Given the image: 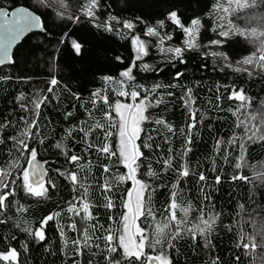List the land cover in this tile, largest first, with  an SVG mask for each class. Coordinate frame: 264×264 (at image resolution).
<instances>
[{"label":"trees","instance_id":"16d2710c","mask_svg":"<svg viewBox=\"0 0 264 264\" xmlns=\"http://www.w3.org/2000/svg\"><path fill=\"white\" fill-rule=\"evenodd\" d=\"M86 1L0 0L44 22L0 68V264H148L152 255L168 264H264V137L246 136L264 110V53L257 66L247 63L253 43L221 22L228 0H91L90 10ZM194 21L198 35L186 47L184 28ZM150 29L180 52L153 38L140 57L134 40ZM120 80L126 100L136 94L145 105L134 162L147 189L137 221L153 242L140 259L108 239L136 182L126 178L115 136L106 149L87 116L98 102L104 120L105 104L122 98ZM83 123L93 128L88 136ZM32 152L48 162L41 194L27 183ZM82 179L89 216L70 209L86 195ZM12 251L15 259L2 258Z\"/></svg>","mask_w":264,"mask_h":264},{"label":"rangeland","instance_id":"374dc122","mask_svg":"<svg viewBox=\"0 0 264 264\" xmlns=\"http://www.w3.org/2000/svg\"><path fill=\"white\" fill-rule=\"evenodd\" d=\"M91 0L86 1L85 7L86 10H90V6H92ZM264 2L261 1H246V0H228L224 1L219 6V14L222 17L221 22L224 24L226 30L230 29L233 32L240 31V33L250 39L253 43L255 52L250 56L247 63H250L254 66H257L255 63H258L260 58L264 53V13L261 12L260 7L263 6ZM172 20L180 25L179 20L177 19L175 14H172ZM186 32V47H190L194 45L196 37L198 35L199 30V22L194 21L190 26L184 28ZM139 36V35H138ZM153 38L158 39V42L161 44L160 49L165 51L166 53H179L181 47H172L168 45L167 37H164L160 32H156L155 29H150L146 32L144 37H136L134 40V45L138 47L140 57H143L147 54L148 47L150 45V40ZM249 67V66H248ZM115 92L120 95L122 98L119 99L112 107H109L105 104L107 111L103 113L101 120V114H98L97 108H94L98 105V102L95 104L93 109L88 110L87 116L91 120L92 127H101V132L96 131L97 136L101 140L102 146H105L106 149L109 148V139L112 136H115V141L117 143V150L119 152L121 162L127 169V179H131L132 182H136V190L135 193L132 194V198L129 194V197L125 204V214L122 220V224L117 227V229L111 232V236H108V239L117 243V245L122 249L123 253L126 256H133L137 259H140L143 254L142 250H145L147 245H150L153 242V237L151 236L148 230H144L141 226H139L136 216V221L134 222V209L136 214L139 215L141 211H143L144 206V196L147 189V185L142 181L137 179V166L134 162V159L138 158V146L136 144V150H134V145L132 138L137 143L140 131L141 124L144 120V112L145 105L142 102L135 101L136 94H131L130 99L127 101L128 92L126 90V86L123 80L116 82ZM234 97L242 102H247L244 94L241 91H237L234 93ZM264 107V105H263ZM262 107V109H264ZM99 115V116H98ZM105 121V122H104ZM248 123V122H247ZM92 127H89L87 124L83 123L81 128L85 131L88 136L93 130ZM247 137L249 139L252 138H263L264 137V110L262 114L259 116H254L250 118V125L246 130ZM33 155V156H32ZM35 157L34 153H31V158ZM30 158V159H31ZM29 159V160H30ZM27 171V169H26ZM131 172L133 174H131ZM135 175V177H134ZM3 178L7 181L5 177V172L0 170V200L1 202L4 200L6 190L5 183ZM26 178L28 181V177L26 174ZM77 179L76 176L73 177ZM82 181V182H81ZM80 182L82 186L85 184L87 190L86 195L77 202L79 204H73L70 209L77 208L78 211H82L86 216H89L90 209V194L91 189L87 184L85 179H82ZM2 182V183H1ZM133 182V183H134ZM31 187V191L36 194H41L45 192L44 187L31 186L29 181L27 182ZM178 207L172 203L171 213L172 220L176 218V211ZM184 215H186V211H183ZM134 222V224H133ZM45 223V222H44ZM165 226H161L159 224L155 225V230L161 232ZM38 235L43 237V231L39 230ZM136 235L139 238V241L136 238ZM261 236V234H260ZM249 247L252 246V250L255 251L254 247H256V239L251 238ZM264 245V237L261 236V241ZM164 263L169 262L168 259L159 255ZM2 258L5 260H13L16 258L15 252H10L8 254L2 255Z\"/></svg>","mask_w":264,"mask_h":264},{"label":"water","instance_id":"95a60500","mask_svg":"<svg viewBox=\"0 0 264 264\" xmlns=\"http://www.w3.org/2000/svg\"><path fill=\"white\" fill-rule=\"evenodd\" d=\"M44 29L42 17L32 9L19 5L12 9L0 8V68L13 64L14 52L19 44L30 34L40 32ZM134 150L136 142L132 138ZM31 186L38 187L46 183L49 177L48 162L38 157L28 161L26 171ZM131 174H133L131 172ZM136 183L134 184V188ZM133 188V190H134ZM131 192V198L133 194ZM134 209V222L136 221ZM133 222V224H134ZM148 264H164L161 259L152 255L148 257Z\"/></svg>","mask_w":264,"mask_h":264}]
</instances>
